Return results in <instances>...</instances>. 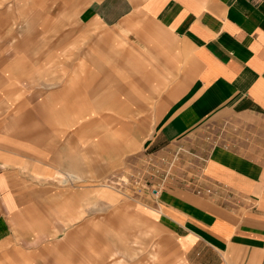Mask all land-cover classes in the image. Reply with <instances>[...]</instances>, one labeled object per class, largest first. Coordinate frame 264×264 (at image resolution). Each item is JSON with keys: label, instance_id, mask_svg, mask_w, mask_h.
I'll return each mask as SVG.
<instances>
[{"label": "crops", "instance_id": "obj_1", "mask_svg": "<svg viewBox=\"0 0 264 264\" xmlns=\"http://www.w3.org/2000/svg\"><path fill=\"white\" fill-rule=\"evenodd\" d=\"M186 148V182L135 212L185 264H264V0H0V264H40L109 203L94 182Z\"/></svg>", "mask_w": 264, "mask_h": 264}, {"label": "rangeland", "instance_id": "obj_2", "mask_svg": "<svg viewBox=\"0 0 264 264\" xmlns=\"http://www.w3.org/2000/svg\"><path fill=\"white\" fill-rule=\"evenodd\" d=\"M140 90L138 88V92ZM145 124L147 120L144 119L141 126L145 127ZM208 146L205 145L203 152ZM193 154L195 151L187 148L184 153L171 151L170 157L166 153L147 151L139 164L128 160L120 171H113L94 182L102 186L97 191L98 197L109 203L90 201L88 210L57 238V255L50 247L51 242L43 241L40 264H51V256L61 257L58 261H70L59 264H185L174 238L158 223L137 214L130 196L141 200L147 193L156 195L154 189L160 187L155 188L156 183L171 177L185 183L184 178L177 176L176 167L185 157L193 160ZM192 170V167L186 169L187 178H192ZM115 192L122 194L120 198L125 202H113ZM196 192L200 193V190ZM72 243L75 246H69ZM25 260L27 264H33V253L26 254Z\"/></svg>", "mask_w": 264, "mask_h": 264}, {"label": "built area", "instance_id": "obj_3", "mask_svg": "<svg viewBox=\"0 0 264 264\" xmlns=\"http://www.w3.org/2000/svg\"><path fill=\"white\" fill-rule=\"evenodd\" d=\"M154 192H155V194L157 193V190L156 189H154Z\"/></svg>", "mask_w": 264, "mask_h": 264}]
</instances>
